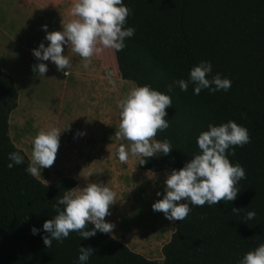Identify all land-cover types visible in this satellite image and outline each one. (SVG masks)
<instances>
[{
    "label": "trees",
    "instance_id": "trees-1",
    "mask_svg": "<svg viewBox=\"0 0 264 264\" xmlns=\"http://www.w3.org/2000/svg\"><path fill=\"white\" fill-rule=\"evenodd\" d=\"M131 9L125 28L135 29L122 51H114L121 78L135 86L150 85L169 95V127L154 138L171 143L168 155L140 156L138 167L150 171L179 170L200 154L197 138L208 125L235 121L248 129L251 142L229 150L246 178L232 202L195 206L183 221H175L162 246L163 259L150 260L112 235L97 231L82 239L76 233L46 248L43 224L57 215L53 207L76 185L73 177L51 184L31 176L30 161L9 134V115L17 106L13 78L0 68V264H79V248L94 249L87 264H240L246 253L264 243V0H123ZM210 61L212 76L231 80L228 91L203 89L194 94L189 83L181 91L174 82L188 80L190 70ZM173 91L168 92V85ZM24 163L7 167L9 153ZM146 162L140 165V161ZM187 202V201H181ZM63 208V206H61ZM232 208H241L239 214ZM254 211L255 218L246 219ZM27 218V219H26ZM40 231L32 235L31 228ZM93 225L89 224L87 230Z\"/></svg>",
    "mask_w": 264,
    "mask_h": 264
},
{
    "label": "clouds",
    "instance_id": "clouds-1",
    "mask_svg": "<svg viewBox=\"0 0 264 264\" xmlns=\"http://www.w3.org/2000/svg\"><path fill=\"white\" fill-rule=\"evenodd\" d=\"M131 9L123 4V0H76L70 15L76 17L67 23H62V31H47V25L42 26L46 32L45 39L49 41L47 47L41 42L33 55L40 61H51L57 71L64 76L70 75L69 69L72 61L64 55V45H71L72 52L77 54L88 67L94 55L100 54L104 49L122 51L125 39L134 36L135 29L125 28L127 17ZM66 70V71H65ZM33 71L44 76L48 71L45 63L33 66ZM212 73L210 61H201L198 66L190 70L189 79L177 80L174 83L181 91H187L189 83L195 85L194 94L199 95L203 89L215 93L231 88V80L221 78L217 73L208 79ZM173 91V86L168 85V92ZM172 106L169 95L151 88L150 85L138 86L130 91L119 107L120 124L116 132L118 138L131 143L130 153L125 145L118 149L121 163H126L131 156L150 158L156 153L168 155L172 151L168 140L154 141L158 132H163L169 127L166 109ZM61 131L51 128L41 130L33 141L32 161L26 171L33 177L41 175L40 169L53 166L58 148ZM83 135V133H79ZM251 142L247 128L235 121H228L220 126L208 125V130L203 131L197 138L200 154L191 158L184 167L173 169L164 181L165 194L162 199L153 203V211L162 212L169 221H183L191 212L189 203L195 206L205 204L217 205L219 202H232L238 194L237 184L246 178V172L239 163L233 165L229 158L235 155V147H243ZM11 161L7 165L24 163V157L18 152L9 153ZM146 160L142 159L140 165ZM161 193L157 192V196ZM187 201V202H181ZM116 193L102 184L90 183L83 188L81 194H66L57 200L53 206L57 215L43 224V230L50 235L43 236L46 248H51L52 241L63 243L71 232L78 233L82 239L94 237L97 231L112 233L114 223L106 222L105 217L111 215L110 207L116 203ZM63 206V208H61ZM233 213L239 214L241 208H232ZM256 213L249 211L246 219L252 220ZM27 219V218H26ZM93 227L88 229V225ZM40 230L31 228L32 235ZM94 254L91 247L79 248V264H87ZM240 264H264V243L255 250L245 254Z\"/></svg>",
    "mask_w": 264,
    "mask_h": 264
},
{
    "label": "crops",
    "instance_id": "crops-1",
    "mask_svg": "<svg viewBox=\"0 0 264 264\" xmlns=\"http://www.w3.org/2000/svg\"><path fill=\"white\" fill-rule=\"evenodd\" d=\"M75 2L0 0V68L13 78L18 91L17 106L9 115V134L31 163L36 135L51 128L61 131L53 166L40 169L41 175L36 177L46 184L61 177H73L77 183L66 194H81L90 183L109 187L116 193L117 201L110 207L111 215L105 217L106 222L115 224L109 234L145 258L160 261L163 259L162 246L169 240L174 227L169 230L164 214L153 211L152 205L163 198L168 174L140 169L137 164L140 156L131 160L129 154L126 163L119 160V147L125 145L130 153L131 143L117 135L116 142L111 143L108 124L114 122L93 116V91L97 89L93 75L98 74L93 73V60L104 53L103 63L109 69L104 68L112 73L114 81L125 82L130 91L136 88L135 83L121 78L113 49H104L99 56L94 55L89 66L84 67L85 62L72 52L71 45H64V55L73 63L67 77L57 71L53 62L40 61L33 55V49L41 42L45 47L50 43L45 39L43 25H47L48 32L62 31V23L76 19L70 15ZM39 63L48 66L44 76L33 71V66ZM23 105L35 111L34 117L40 119L43 115V119L39 125L21 126L15 134L12 114ZM93 124L98 128L93 129ZM119 124L120 121L116 122L118 131ZM157 192L161 195L157 196Z\"/></svg>",
    "mask_w": 264,
    "mask_h": 264
},
{
    "label": "rangeland",
    "instance_id": "rangeland-1",
    "mask_svg": "<svg viewBox=\"0 0 264 264\" xmlns=\"http://www.w3.org/2000/svg\"><path fill=\"white\" fill-rule=\"evenodd\" d=\"M100 54H98L99 56ZM105 58L104 53L97 60H93V73L98 72L97 75H93V82H95V86L97 89L93 91V116H98L101 119L106 118L109 121H113L114 123L108 124L111 127V139L110 142L115 143L116 132H118V128L116 126V122L120 121V112L121 109L119 107L120 102L127 97L130 92V87L122 81H114L112 73L109 72V66L103 63V59ZM105 66H103V65ZM102 65V66H101ZM108 68L105 70V68ZM102 68V69H101ZM35 111L29 106L23 105L20 109L12 114V125L13 132L16 134L21 126L23 128L27 126V124L39 125L41 124V120L43 119V115H40V119L34 117ZM98 128V125L93 124V129ZM131 156V160H132ZM166 226L168 229H172V225L175 221H169L166 218Z\"/></svg>",
    "mask_w": 264,
    "mask_h": 264
}]
</instances>
